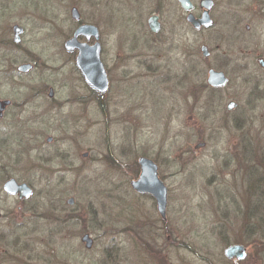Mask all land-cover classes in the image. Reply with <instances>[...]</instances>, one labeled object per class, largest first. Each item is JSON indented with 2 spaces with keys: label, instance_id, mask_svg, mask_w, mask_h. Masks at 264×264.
Returning a JSON list of instances; mask_svg holds the SVG:
<instances>
[{
  "label": "rangeland",
  "instance_id": "rangeland-1",
  "mask_svg": "<svg viewBox=\"0 0 264 264\" xmlns=\"http://www.w3.org/2000/svg\"><path fill=\"white\" fill-rule=\"evenodd\" d=\"M213 2L212 26L196 30L163 0L152 36L156 0L98 10L78 0L82 20L104 36L110 87L100 110L62 48L75 28L65 0H0V99L14 103L0 119V264H231L223 250L235 243L246 247L237 264H264V209L251 215L264 202V0ZM14 24L24 29L17 44ZM27 62L34 67L19 73ZM209 68L229 78L211 94ZM49 87L63 101L54 112L41 92ZM70 133L86 156H58ZM139 156L158 164L168 188L165 220L130 186ZM8 177L32 196L4 194Z\"/></svg>",
  "mask_w": 264,
  "mask_h": 264
},
{
  "label": "water",
  "instance_id": "water-1",
  "mask_svg": "<svg viewBox=\"0 0 264 264\" xmlns=\"http://www.w3.org/2000/svg\"><path fill=\"white\" fill-rule=\"evenodd\" d=\"M183 10L187 11L186 21L194 28H208L213 24V20L210 17V10L213 7V0H201L199 6L203 9L200 16H195L191 11L193 4L190 0H178ZM73 17L78 19L77 10L73 9ZM156 17L153 16L150 19V25L156 28ZM249 26L246 25V28ZM13 30L15 32V40L19 41V35L22 33V27L14 25ZM98 29L92 24H82L74 32L73 36L65 42V47L70 50L72 47L78 49V55L76 58V65L80 69V72L89 85L90 88L98 91L100 94H104L108 87L109 81L107 74L103 67V63L100 59L101 47L98 42ZM83 35L87 38L94 37L96 42L92 45H87L85 42H79L78 36ZM201 51L204 57L209 56L210 51L206 45L201 46ZM259 66L264 68V59L259 58L257 60ZM31 63H22L18 65L17 70L21 72H27L31 69ZM206 82L213 88H223L228 82L229 78L222 70L209 68L207 71ZM9 100H0V111L9 104ZM237 106V102L230 100L226 104L227 110H232ZM201 142L196 147L203 146ZM85 155V154H84ZM140 166V174L136 179L130 180V186L133 190L141 193L151 194L156 202V207L159 214L165 217V211L167 207L168 190L164 182L158 177V170L156 163L148 157L141 156L138 158ZM2 189L9 195H18L20 199L29 198L32 193V187L26 182H18L15 178H7L2 183ZM74 202L73 197L67 199V204L72 205ZM81 241L84 242L86 248L92 246L93 240L88 233L81 237ZM223 254L227 259L243 260L246 257V247L243 244L235 243L226 246L223 250Z\"/></svg>",
  "mask_w": 264,
  "mask_h": 264
},
{
  "label": "flooded vegetation",
  "instance_id": "flooded-vegetation-1",
  "mask_svg": "<svg viewBox=\"0 0 264 264\" xmlns=\"http://www.w3.org/2000/svg\"><path fill=\"white\" fill-rule=\"evenodd\" d=\"M63 1V0H62ZM74 1H76V3H73ZM82 1V0H81ZM88 4H89V6H91L92 8H94L95 10H98V7H99V5H101L102 4V1H103V3H106L107 4V6H110L111 4H113V3H116V2H122V1H127V0H85ZM132 1H134V0H131V2ZM136 1H139V0H136ZM191 1V3L194 5L193 6V9H192V13L195 15V16H197L195 13H196V11L198 10L197 8H196V5H195V3H194V0H190ZM200 1L201 0H199V3H200ZM175 2L177 3V5H178V7L180 8V10L183 12V14H184V18H185V21H186V16H187V14H188V12L187 11H185V10H183V8L181 7V5H180V3H179V1L178 0H175ZM65 3H66V6L68 7V12H69V16H70V18L72 19V21L74 22V24H75V28H74V30L72 31V33H71V35L69 36V37H67L64 41H63V43H62V48H63V50H64V52H66V55L69 57V56H71L70 58L74 61L73 62V64H74V67H75V70H76V72L78 73V75H79V78L81 79V81L82 82H84L85 83V85H86V87L88 88V91H89V93H90V95H91V97H92V101L93 102H95L96 104H97V106H98V108H100V110H104L106 107H107V105L109 104V101H108V99L106 100V97H107V93L109 92V87H110V80H109V77H108V69H107V67H106V65H105V63H104V61H103V54H104V48H105V43H104V36H103V34L101 33V31H100V28H99V26H97L96 24H92V23H89V22H85V21H83L82 20V17H81V11H80V9H79V5H78V0H73L69 5H68V1L67 0H65ZM199 3H198V6H199ZM137 4H139V2H137ZM76 9L77 10V14H78V19H76L75 17H73V9ZM198 8H200L199 10H200V14L198 15V16H200L201 14H202V12H203V9L199 6ZM165 12V10H164V3H163V0H156V7L153 9V10H151L150 11V13H149V16H148V18H147V20H146V27H147V31H148V33H150V35H152V36H155V35H157L159 32H160V29H161V24L163 23V13ZM153 16H155L156 17V30L155 29H153L154 27H155V25L153 26V27H151V25H150V19L153 17ZM197 16V17H198ZM110 19V18H109ZM111 21V20H110ZM186 23H188L187 21H186ZM82 24H92V25H95L96 27H97V29H98V42H99V44H100V47H101V51H100V59H101V62L103 63V67H104V69H105V72H106V74H107V78H108V81H109V87H108V89H107V91L104 93V94H100L98 91H96V90H94V89H92V88H90L89 87V85L85 82V80H84V78H83V76H82V74H81V72H80V69L77 67V65H76V58H77V55H78V49L77 48H75V47H72V49H70V50H68L66 47H65V42L68 40V39H70L72 36H73V34H74V32H75V30L80 26V25H82ZM189 24V23H188ZM14 25H17V24H14ZM13 25V26H14ZM190 25V24H189ZM13 26H12V32H13V41H14V43H19L20 42V40H21V34L23 33V31H24V29H23V27H22V33L19 35V41H16L15 40V32H14V30H13ZM20 26V25H19ZM21 27V26H20ZM78 41L79 42H85L87 45H92V44H94L95 42H96V40H95V38L94 37H89V38H87L86 36H83V35H80V36H78ZM70 59V60H71ZM126 62H123L124 64H126L129 60L127 59V58H125L124 59ZM28 63V62H27ZM148 65V64H147ZM34 67V65L32 64V67H31V69ZM30 69V70H31ZM29 70V71H30ZM29 71H27V72H21V71H19V73H23V74H27ZM156 73H157V71H156ZM159 73V72H158ZM157 73V74H158ZM156 74V75H157ZM41 92H44V93H46V99H48V101H49V103H48V106L50 105V107H48L50 110H52L53 112H54V109H58V108H60L61 106H62V104H63V101H61V100H58L56 97H55V90H54V88L53 87H49L48 88V90H47V92H45V91H41ZM41 92H35V93H38V94H34L33 93V95H32V97H35V96H38L39 95V93H41ZM42 94H40V96H41ZM82 98L83 97H81V101L83 102V100H82ZM80 98L79 97H75V98H72V99H70V101H80L79 100ZM0 100H9L10 102H9V104H7L6 106H4V108L0 111V119L1 120H4L5 118H6V116H8L9 115V110H10V108L14 105V103H13V101L11 100V99H8V98H3V99H0ZM30 99H26V100H24L23 102H21L20 104H26L28 101H29ZM67 102V101H66ZM51 103H53V104H51ZM20 104H15V107H19V105ZM52 112V113H53ZM51 115V114H50ZM56 119V121H61V118H55ZM65 138V141L66 142H68V143H70V147L68 148V149H65L64 150V152H63V154H61V152L60 153H57V154H60V155H58L59 157H61V158H63V159H69V160H71V159H73V158H75V157H77V155H78V153H80V155L81 156H86L87 155V153H83V152H80V149H79V147H78V145H75V148L73 149V148H71V144L73 143V140H74V138H73V136L71 135V133L70 134H68L67 135V137H64ZM53 137L52 136H47L46 137V143L47 144H52L53 143ZM85 154V155H84ZM139 157H141V156H139ZM138 157V158H139ZM146 157V156H145ZM138 158H137V161H136V164H135V166H136V169L138 170V174H137V176L134 178V179H136L138 176H139V174H140V166H139V163H138ZM153 160V159H152ZM154 161V160H153ZM155 162V161H154ZM156 163V162H155ZM156 165H157V170H158V164L156 163ZM71 167V166H70ZM69 167V168H70ZM68 168V169H69ZM159 171V170H158ZM158 177L163 181V178L159 175V172H158ZM8 178H10V177H8ZM32 190H33V188H32ZM167 190H168V188H167ZM1 191L4 193V194H6V195H8V196H13V197H16V199L17 200H19V201H23V200H27V199H29V198H22V199H20L19 197H18V195H9V194H7L6 192H4L3 191V189H2V185H1ZM137 192V191H136ZM138 193H141V192H138ZM33 194V193H32ZM143 194H146V195H149L153 200H154V203L156 204V202H155V199H154V197L151 195V194H149V193H143ZM67 203V202H66ZM74 203V202H73ZM158 211V210H157ZM159 213V212H158ZM165 213H166V211H165ZM160 215V214H159ZM160 217H161V219L162 220H165V218L164 217H162L161 215H160ZM0 218H1V213H0ZM225 257V256H224ZM226 258V257H225ZM226 260H228L231 264H237V263H239V262H241V261H243V260H236V259H227L226 258Z\"/></svg>",
  "mask_w": 264,
  "mask_h": 264
},
{
  "label": "trees",
  "instance_id": "trees-1",
  "mask_svg": "<svg viewBox=\"0 0 264 264\" xmlns=\"http://www.w3.org/2000/svg\"><path fill=\"white\" fill-rule=\"evenodd\" d=\"M208 89V91L210 92H215L217 90V88H212V87H208L207 85L203 86V89L205 90ZM207 99L209 100V96L207 97ZM207 101H205L206 103ZM256 202V201H255ZM263 205H264V202L263 201H259V202H256L255 204H253V206H251L252 208V213L251 215L253 216V214H257L259 213L260 215L262 214V211H263ZM163 263V262H162Z\"/></svg>",
  "mask_w": 264,
  "mask_h": 264
}]
</instances>
